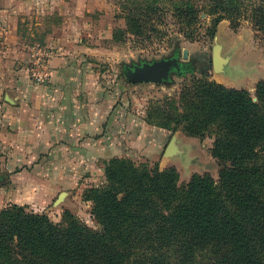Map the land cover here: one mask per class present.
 Segmentation results:
<instances>
[{
	"label": "trees",
	"instance_id": "1",
	"mask_svg": "<svg viewBox=\"0 0 264 264\" xmlns=\"http://www.w3.org/2000/svg\"><path fill=\"white\" fill-rule=\"evenodd\" d=\"M252 4L264 27V0ZM128 15L129 29L141 31ZM256 96L202 78L183 91L182 107L148 114L172 132L184 123L190 136L214 135L219 182L195 174L180 184L175 168L114 158L106 181L84 193L100 230L11 204L0 208V264H199L203 255L209 264H264V80Z\"/></svg>",
	"mask_w": 264,
	"mask_h": 264
},
{
	"label": "crops",
	"instance_id": "2",
	"mask_svg": "<svg viewBox=\"0 0 264 264\" xmlns=\"http://www.w3.org/2000/svg\"><path fill=\"white\" fill-rule=\"evenodd\" d=\"M60 1L0 0V208L73 203L106 181L114 158L167 166L193 156L186 133L151 125L124 103V85L96 63L101 48L77 38L82 24L67 17L59 26L34 24L37 7L69 13ZM34 41L48 54L45 82L32 73ZM174 136L179 148L172 154Z\"/></svg>",
	"mask_w": 264,
	"mask_h": 264
},
{
	"label": "rangeland",
	"instance_id": "3",
	"mask_svg": "<svg viewBox=\"0 0 264 264\" xmlns=\"http://www.w3.org/2000/svg\"><path fill=\"white\" fill-rule=\"evenodd\" d=\"M152 1L61 0L59 6L68 4L71 9L69 13L55 10V13L48 14L37 7L35 12H38L33 14V20L34 24L39 22L42 25L51 20L59 26L67 17L69 22L82 24V33L77 38L83 37L88 45L101 48V60L96 61L98 67L109 81L116 78L118 87L119 84L124 85V103L146 122L148 114L155 108L157 115L159 109L171 111L174 104L182 107L183 91L193 87L202 78L228 87L246 89L254 96V100L258 99L257 86L264 80V27L255 23V5L252 3H262L263 0H157L158 9H152L155 7ZM129 13H134L141 31L132 32L129 29ZM32 43L41 45L39 41ZM216 43L222 45V55L229 57L227 72H224L226 74H219L214 68L213 52ZM184 49L189 50L188 59L183 57ZM175 51L181 53L183 61L195 64L193 71L183 76L175 75V81L168 84H131L126 79L124 63L159 59ZM183 125L173 134L185 132ZM214 141V135H188L187 145L193 151V156L167 166H161L158 160L146 157L131 160L159 170L175 168L180 184L189 182L195 174L209 175L215 182H219L223 166L213 155ZM177 148L172 154L177 153ZM87 188L73 203L64 201L43 209L37 205L36 208L26 205L27 210L47 214L52 221L63 226L67 225L68 214H72L78 221L100 230L101 224L93 213V201L84 199ZM199 260V264H209L211 257L203 255Z\"/></svg>",
	"mask_w": 264,
	"mask_h": 264
},
{
	"label": "water",
	"instance_id": "4",
	"mask_svg": "<svg viewBox=\"0 0 264 264\" xmlns=\"http://www.w3.org/2000/svg\"><path fill=\"white\" fill-rule=\"evenodd\" d=\"M184 59H188L189 50L184 49ZM229 62L228 56L222 55V45L216 43L213 52V64L215 71L219 74L227 72ZM185 63L179 60L177 55L173 57H162L159 59L142 60L140 62L124 63L123 72L130 83L155 82L168 84L175 81V75L183 76L194 69L186 68ZM176 147V136L173 137L169 150Z\"/></svg>",
	"mask_w": 264,
	"mask_h": 264
},
{
	"label": "built area",
	"instance_id": "5",
	"mask_svg": "<svg viewBox=\"0 0 264 264\" xmlns=\"http://www.w3.org/2000/svg\"><path fill=\"white\" fill-rule=\"evenodd\" d=\"M34 51L31 62L33 76L37 81L45 82L50 75L48 54L46 53V49L41 45H36Z\"/></svg>",
	"mask_w": 264,
	"mask_h": 264
},
{
	"label": "flooded vegetation",
	"instance_id": "6",
	"mask_svg": "<svg viewBox=\"0 0 264 264\" xmlns=\"http://www.w3.org/2000/svg\"><path fill=\"white\" fill-rule=\"evenodd\" d=\"M175 55H177V56L179 57V60H180L181 62L187 64V65H186V68H188V69H194L195 64H194L193 62H191V61H183V60L181 59V53H179L178 51H175V52L172 53L171 55H168V56H165V57H170V56L173 57V56H175Z\"/></svg>",
	"mask_w": 264,
	"mask_h": 264
}]
</instances>
